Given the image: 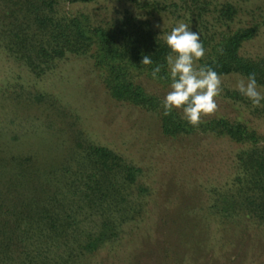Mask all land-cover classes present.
Returning a JSON list of instances; mask_svg holds the SVG:
<instances>
[{
  "label": "rangeland",
  "instance_id": "rangeland-1",
  "mask_svg": "<svg viewBox=\"0 0 264 264\" xmlns=\"http://www.w3.org/2000/svg\"><path fill=\"white\" fill-rule=\"evenodd\" d=\"M207 1L237 8L232 30L259 25L257 35L243 44L240 54L264 57V0ZM125 11L150 20L163 39L178 21L188 23L168 12L148 15L131 0L88 4L60 0L58 7L60 14L83 13L95 23ZM242 77L221 76L217 111L201 121L223 117L245 123L264 143L263 103L253 106L242 95L240 99L229 96L228 92H238L236 83ZM136 82L162 99L169 91V85L146 75L138 76ZM75 137L108 148L141 168L139 182L147 189L138 198L140 214L122 227L120 239L76 264H264V224L244 214L226 216L217 204L240 174L236 155L245 146L215 134L167 137L157 113L110 96L103 74L89 56L66 54L37 77L0 42V158H31L32 168L46 174L60 170L80 152ZM14 165L1 171L3 180L15 175ZM25 252L35 253L33 246ZM23 259V255L16 258V264Z\"/></svg>",
  "mask_w": 264,
  "mask_h": 264
},
{
  "label": "trees",
  "instance_id": "trees-1",
  "mask_svg": "<svg viewBox=\"0 0 264 264\" xmlns=\"http://www.w3.org/2000/svg\"><path fill=\"white\" fill-rule=\"evenodd\" d=\"M65 1L88 4L99 0ZM131 1L148 15L168 12L191 24L206 49L199 63L211 66L220 77L255 73L258 85L264 86V57L240 54L243 44L257 35L259 25L232 30L230 24L238 13L233 4ZM0 2V42L37 77L66 54L89 56L103 74L110 96L157 113L165 136L215 134L245 146L236 155L240 174L217 204L226 216L244 214L264 224V143L258 133L245 123L223 117L193 127L179 110L165 115L163 99L136 82L140 75L152 78L151 69L161 64V79L156 81L170 84L169 49L150 20L125 11L122 16L95 23L83 13L60 14V0ZM144 55H151V65L141 64ZM228 93L242 98L238 92ZM75 145L80 152H75L71 162L46 174L32 168L31 158H0V264H16L22 255L20 264H76L106 243L119 240L122 227L140 214L138 198L147 192L139 182L142 169L108 148L77 137ZM11 164H15V175L5 181L1 171ZM29 246H33V255L25 252Z\"/></svg>",
  "mask_w": 264,
  "mask_h": 264
},
{
  "label": "clouds",
  "instance_id": "clouds-1",
  "mask_svg": "<svg viewBox=\"0 0 264 264\" xmlns=\"http://www.w3.org/2000/svg\"><path fill=\"white\" fill-rule=\"evenodd\" d=\"M165 44L169 49L166 62L170 84L161 105L164 114L180 110L189 125L198 127L203 116L217 111L216 98L222 92L221 77L211 66L199 63L206 49L200 34L191 30L188 23L178 21L166 34ZM152 63L151 55H144L141 59L143 65ZM162 67L157 64L151 69L153 80L161 79L159 73ZM262 87L258 85L255 73L242 77L236 83L238 92L253 106H262L264 102V92L260 90Z\"/></svg>",
  "mask_w": 264,
  "mask_h": 264
}]
</instances>
